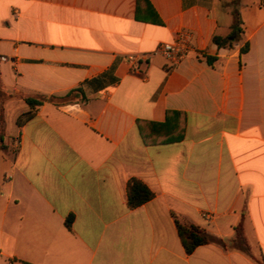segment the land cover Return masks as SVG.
Returning <instances> with one entry per match:
<instances>
[{
  "label": "crops",
  "instance_id": "crops-1",
  "mask_svg": "<svg viewBox=\"0 0 264 264\" xmlns=\"http://www.w3.org/2000/svg\"><path fill=\"white\" fill-rule=\"evenodd\" d=\"M234 1L0 0V264H264V0Z\"/></svg>",
  "mask_w": 264,
  "mask_h": 264
},
{
  "label": "trees",
  "instance_id": "trees-1",
  "mask_svg": "<svg viewBox=\"0 0 264 264\" xmlns=\"http://www.w3.org/2000/svg\"><path fill=\"white\" fill-rule=\"evenodd\" d=\"M234 4L238 3V0L233 2ZM234 22L231 27V32L226 38H220L218 36L214 37L213 41L219 47H231L235 42L239 41L241 38V28L238 17V12H233ZM248 47L244 48L243 53L246 52ZM81 88L73 90L67 96L70 97L74 92H81ZM25 102L27 105L35 110L39 106L43 104V98H26ZM3 104L0 105V127L3 122ZM29 114H32L30 112ZM28 117V116H27ZM20 123V122H19ZM139 128L140 124H139ZM1 130V129H0ZM142 133V130H141ZM177 139H181V136ZM6 146L2 144V138L0 137V151L5 149ZM153 192L140 180L136 178H131L127 183V204L131 209H135L151 199H153ZM72 219H69L67 223L70 225ZM179 236L182 242V245L187 254H192L194 250L202 245H206L209 243H220L221 241L211 235H209L205 230L201 229L192 224H181L178 220H176ZM231 247L241 250L245 253H250V246L244 236L243 227L239 225L235 228V237L231 241Z\"/></svg>",
  "mask_w": 264,
  "mask_h": 264
},
{
  "label": "built area",
  "instance_id": "built-area-1",
  "mask_svg": "<svg viewBox=\"0 0 264 264\" xmlns=\"http://www.w3.org/2000/svg\"><path fill=\"white\" fill-rule=\"evenodd\" d=\"M189 49V40L185 34L181 33L173 41L159 44L157 52L171 64L178 65L185 59ZM130 59L133 60V57H130ZM1 60L7 61V58L2 57Z\"/></svg>",
  "mask_w": 264,
  "mask_h": 264
}]
</instances>
